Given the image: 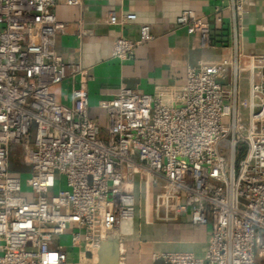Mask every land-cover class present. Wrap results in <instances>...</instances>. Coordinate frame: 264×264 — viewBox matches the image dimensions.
<instances>
[{"label":"built area","instance_id":"obj_1","mask_svg":"<svg viewBox=\"0 0 264 264\" xmlns=\"http://www.w3.org/2000/svg\"><path fill=\"white\" fill-rule=\"evenodd\" d=\"M249 1L229 0L227 21L216 19L228 24L226 58L200 62L184 85L153 94L122 85L117 98L100 102L107 115L101 125L89 114L88 72L56 50L67 31L55 14L58 0H0V264H70L74 251L75 264H97L101 243L111 239L120 242L123 264L144 185L156 221L188 214L212 228L205 257L155 259L264 264V54L244 50ZM178 24L199 34L202 48L217 47L208 24L190 11ZM151 39L143 26L138 40L119 37L112 56L130 60ZM67 79L71 105L53 91ZM15 152L26 170H12Z\"/></svg>","mask_w":264,"mask_h":264},{"label":"crops","instance_id":"obj_2","mask_svg":"<svg viewBox=\"0 0 264 264\" xmlns=\"http://www.w3.org/2000/svg\"><path fill=\"white\" fill-rule=\"evenodd\" d=\"M228 4L229 0H88L76 6L58 0L55 14L67 24V31L56 38V50L66 64L88 72L90 117L107 124L99 104L117 98L122 85L153 94L158 88L184 85L189 68L200 62L216 63L226 58L228 24L220 25L216 19L221 16L227 21ZM246 9L244 50L264 54V0H250ZM185 11L208 24L215 49L202 48L199 34H189L179 26L178 18ZM112 16L125 20V24H110ZM143 26L149 28L152 39L139 47L132 59L114 58L117 39H140ZM37 33L33 32L31 41L36 40ZM71 88L70 79L54 87L58 101L71 105ZM211 231V225L193 224L188 214L178 221L163 222L154 219L151 209L145 217L140 211L133 234L123 241V264H168L154 258L165 253H192L203 258ZM71 253L70 264H75Z\"/></svg>","mask_w":264,"mask_h":264},{"label":"rangeland","instance_id":"obj_3","mask_svg":"<svg viewBox=\"0 0 264 264\" xmlns=\"http://www.w3.org/2000/svg\"><path fill=\"white\" fill-rule=\"evenodd\" d=\"M240 99L241 101L244 103L242 109H243V113L246 114L247 110H248V105L250 103V96H249V80H248V74L245 71L241 72V78H240ZM105 125V124H103ZM19 153L15 152L13 155V170L18 169L20 161H19ZM24 189L26 188L25 185V179H24ZM137 199H140V192L137 191L136 193ZM141 207L140 205H138L137 208V212H136V221L137 219L140 217V209H141V217H145L146 212L148 210V201H147V189H146V185L143 186V190L141 193ZM63 243L69 244V237H65L63 238ZM77 251H74L71 253V255L73 256L74 260H77ZM262 262H264V260H262ZM87 264H91V263H87Z\"/></svg>","mask_w":264,"mask_h":264},{"label":"water","instance_id":"obj_4","mask_svg":"<svg viewBox=\"0 0 264 264\" xmlns=\"http://www.w3.org/2000/svg\"><path fill=\"white\" fill-rule=\"evenodd\" d=\"M97 264H120V242L118 239L101 243Z\"/></svg>","mask_w":264,"mask_h":264},{"label":"trees","instance_id":"obj_5","mask_svg":"<svg viewBox=\"0 0 264 264\" xmlns=\"http://www.w3.org/2000/svg\"><path fill=\"white\" fill-rule=\"evenodd\" d=\"M12 168H13V162H12ZM21 168H22V166L19 164V167H18V169H17V170H18V171H22V169H21ZM12 170H13V169H12Z\"/></svg>","mask_w":264,"mask_h":264},{"label":"bare ground","instance_id":"obj_6","mask_svg":"<svg viewBox=\"0 0 264 264\" xmlns=\"http://www.w3.org/2000/svg\"><path fill=\"white\" fill-rule=\"evenodd\" d=\"M94 264H96V263H94Z\"/></svg>","mask_w":264,"mask_h":264}]
</instances>
